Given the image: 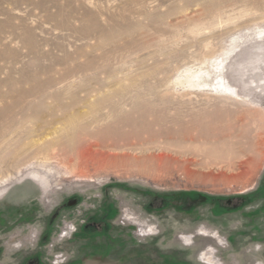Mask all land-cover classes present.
<instances>
[{"label": "rangeland", "instance_id": "obj_1", "mask_svg": "<svg viewBox=\"0 0 264 264\" xmlns=\"http://www.w3.org/2000/svg\"><path fill=\"white\" fill-rule=\"evenodd\" d=\"M17 101L0 264L57 210L46 264H264V0H0V113Z\"/></svg>", "mask_w": 264, "mask_h": 264}, {"label": "bare ground", "instance_id": "obj_2", "mask_svg": "<svg viewBox=\"0 0 264 264\" xmlns=\"http://www.w3.org/2000/svg\"><path fill=\"white\" fill-rule=\"evenodd\" d=\"M198 75V74H197ZM225 81V80H224ZM197 82V81H196ZM232 88V87H231ZM230 88V89H231ZM29 90V89H28ZM5 94H7V93H5ZM4 98V97H3ZM18 99V98H17ZM11 102H12V100H11ZM20 101H17V102H13V103H6V105H5V107H4V109H7L8 111H10V113L8 112V114H6V115H4V114H2V113H0V135H2L3 136V138H5V137H7L11 132H13L12 130H13V126L15 125V124H17V123H19V122H21V121H18V119H17V115H16V113H20L21 115H23V116H25L26 115V113H27V109H28V107H23V108H21V110L19 111V112H16V111H13V109H15L14 107H15V105L16 104H18L19 106H20ZM31 103V102H30ZM61 105V104H60ZM62 107H63V109H65V110H67L68 108H69V106L68 105H62ZM44 110V109H43ZM81 112V111H80ZM29 114V113H28ZM38 117L39 118H37V122L35 123V127L36 128H32V129H30V131H33V132H35V131H46V129L47 128H53V125H54V123L56 122V120H58V119H60V118H58L57 117V115H55V114H53L52 115V119L50 120V122H47V123H44V121H42V119H43V117H44V115H42V114H38ZM176 118V117H175ZM63 119H69L68 118V115H64V117H63ZM44 123V124H43ZM92 123V121L91 120H89L88 121V123H86V124H84V125H82L81 126V132H83V133H85L84 134V136H82V137H80V138H78V141H77V143H75V140H73L74 139V137H72L71 136V138L69 139V141H62L61 139H60V142H59V140L57 141V145H59V146H63V151L64 152H72V151H74V149L77 147V146H80V147H82L83 145H86L87 144V142H88V138H89V135H90V133L88 132V130H87V126H90L89 124H91ZM69 126H73V125H69ZM54 129V128H53ZM172 129H174V128H172ZM10 138V137H9ZM189 138H191V140H194V137H189ZM2 140V139H1ZM7 142H8V140H7ZM24 142V141H23ZM1 143V142H0ZM8 144V143H7ZM12 145V144H11ZM208 251H209V253L210 254H212L213 253V251H211L210 249L209 250H207V251H205V252H207L208 253ZM213 256V255H212ZM200 258H201V260L204 262V263H207L206 262V259H205V257L203 258L202 256H200ZM214 262H216L215 264H224V263H222V262H220L219 260H217L216 258L214 259Z\"/></svg>", "mask_w": 264, "mask_h": 264}, {"label": "flooded vegetation", "instance_id": "obj_3", "mask_svg": "<svg viewBox=\"0 0 264 264\" xmlns=\"http://www.w3.org/2000/svg\"><path fill=\"white\" fill-rule=\"evenodd\" d=\"M60 214V211H56L55 213H53V215L49 216L47 223H46V229L43 231V233H39V235L35 234L37 237V241L36 242H29L27 241L24 242L23 240H20V242L16 245L20 246L21 249L20 250H31L33 249L34 251L32 253H25L26 255H24V257H22V259L18 262V264H46V259L43 256V252L41 251V245H43L42 242L46 241V239H48L51 236L52 233V229L55 226V222L57 221V218ZM5 224V226L7 225V227H5V229L7 230L8 228L11 227V224L8 223L6 217H4L1 213L0 210V225ZM104 224H99V225H95L93 223H88V224H82L80 227L75 228L74 231L71 232L69 238L70 239H77V236L79 237H84V239L89 240L88 236L92 235V231L94 230V228L96 227L97 229H102L104 226ZM80 232V233H79ZM10 238H14V236H11ZM8 242H10L8 240ZM54 246V245H53ZM8 248V247H7ZM4 249H6V247H4L1 242H0V256L3 253Z\"/></svg>", "mask_w": 264, "mask_h": 264}, {"label": "built area", "instance_id": "obj_4", "mask_svg": "<svg viewBox=\"0 0 264 264\" xmlns=\"http://www.w3.org/2000/svg\"><path fill=\"white\" fill-rule=\"evenodd\" d=\"M71 226H72V227H71ZM69 227H71L69 230H64V231L60 234V236H61L62 238H63L64 236H70L71 232L75 230L76 225H74L73 223H70V224H69ZM36 241H37V237H36V235L34 234V237H33V239H32L31 242L34 243V242H36ZM54 242H56V241H52L51 246H53V245L55 244ZM63 256H64V255H63L62 252H61V253H55L53 262H54L55 264H59L60 262H63V260H64Z\"/></svg>", "mask_w": 264, "mask_h": 264}]
</instances>
